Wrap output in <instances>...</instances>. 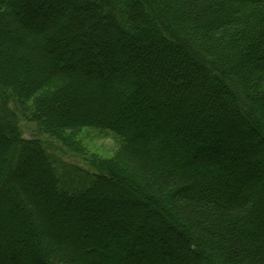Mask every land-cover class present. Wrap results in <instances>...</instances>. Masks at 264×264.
<instances>
[{"label":"trees","instance_id":"1","mask_svg":"<svg viewBox=\"0 0 264 264\" xmlns=\"http://www.w3.org/2000/svg\"><path fill=\"white\" fill-rule=\"evenodd\" d=\"M62 4L70 9L56 16ZM0 25V264H89L75 252L78 238L111 247L119 261L94 250L96 264H158L157 236L180 248L170 264H264V0H0ZM137 81L145 103L133 122L124 111ZM11 96L69 148L79 151L70 139L84 128L114 132L115 155L93 156V170L81 169L88 178H68L42 140L20 138ZM147 110L163 112L158 124ZM168 111L187 114V135H177ZM192 137L208 142L194 146ZM90 210L133 240L118 248L109 234L63 226L98 230ZM57 213L67 215L53 221ZM36 216L50 237L47 260L33 236L28 244L32 226L16 223ZM145 243L154 255L133 261Z\"/></svg>","mask_w":264,"mask_h":264},{"label":"rangeland","instance_id":"2","mask_svg":"<svg viewBox=\"0 0 264 264\" xmlns=\"http://www.w3.org/2000/svg\"><path fill=\"white\" fill-rule=\"evenodd\" d=\"M61 6V7H60ZM68 9H70V7L68 6V4H62L59 5L57 7V9L54 11V14L56 16H60L62 13H66L68 12ZM47 22V23H46ZM44 25L45 23L48 24V21H44L42 22ZM1 26V25H0ZM2 50L7 53V50L10 49V47L8 49L4 48L3 46H1ZM133 50V52H132ZM136 48H132L131 49V53L130 56H133L137 50ZM119 72H121V74L119 75L120 78L123 80V74L124 75H130L131 74V68H130V61L127 64H123L120 66L119 68ZM123 73V74H122ZM134 83V88L136 89L137 94H135V96L132 98V102L130 101L129 103V109H126V111H124L126 114H130V120L133 119V122H137V118L134 117V115L132 116V111L134 112H139V109L135 108L136 104L139 103L141 106L145 103V101L143 100V96H141V93L143 91L144 93V87H142L141 82L137 81V84ZM237 88V87H235ZM1 91H4V88L0 87ZM238 89V88H237ZM240 91V90H238ZM8 102V110L9 112L11 111L12 114L15 116V119L17 120V125H18V129L20 131V138H25V139H39L42 140L43 143L47 146L48 150L53 154L54 159L56 160V162L58 163L57 166H59V170L62 171L63 173H68L67 177L72 179L74 178L75 180L77 179H82L84 178H88V176H84V173L82 172V170L87 171V169L89 170H93L92 166H91V160L92 157H109V156H114L116 150L119 147L120 144V139L119 137L112 131L109 130H100L98 128H84L81 131H79L78 133H75L72 137L75 136V140L74 139H70L72 145H74V147L78 150H75L73 147L69 148L66 145H63L61 142H59L58 140H56L55 138H53L51 135H49L48 133H45L43 131H41L39 129V125L37 122L30 120L31 115H30V110H26V108L15 98L12 97L10 99L7 100ZM30 103V102H29ZM28 103V106H29ZM25 105V104H24ZM27 105V104H26ZM158 110V109H157ZM157 110H150V112L147 110L145 111V114L150 117L152 120V123L154 124H158L160 121H158L159 116L161 114H163V112L157 111ZM141 113V111L139 112V114ZM11 114V113H10ZM11 114V115H12ZM187 114L185 113H177V112H166L165 117L168 120H175L178 123V126L175 127V131L177 133V135H187V133L189 132L187 130V128L181 126L183 124V122L185 121V118ZM10 118V117H9ZM8 121V120H7ZM164 125L159 124V126H157V130L161 129ZM153 127V126H152ZM150 125H146L145 129L146 131L154 136V138H156V133L155 131H153ZM164 131V130H163ZM9 136V135H8ZM158 136V135H157ZM6 138V137H5ZM8 138V137H7ZM250 138L252 139V143L250 147L251 149H260L262 146L259 138H256L255 136H250ZM192 142V144L194 146H198L201 144H204L205 142H208L207 140L204 142V140L200 141V139L198 138H194L192 137L190 139ZM210 145H212V143H207V151L209 150H213L214 149V145H212V147H210ZM260 147V148H259ZM258 151V150H257ZM220 155H226L225 151L219 152ZM35 157L31 156L29 159V162L34 161ZM197 158L199 162H203V163H207L208 159L206 158V156H199ZM32 164V163H31ZM124 167H126L124 163H121ZM66 165V166H64ZM68 165V166H67ZM71 166H73V168H71ZM128 167V166H127ZM30 168V167H28ZM27 167H24L22 169H20V175H24L26 172H28ZM82 169V170H81ZM230 169V168H229ZM226 170V169H224ZM230 171V170H229ZM227 174H230L227 172ZM232 175V173H231ZM233 176V175H232ZM230 177V176H229ZM1 179L4 181V174H1ZM0 179V181H1ZM239 179V178H238ZM228 180V177H227ZM119 191V190H118ZM17 194L21 197V191L18 188L17 190ZM41 201L44 203V199L42 198ZM13 201L10 200L7 205L9 206L10 211L12 212V214H14V209H13ZM142 205L144 204L146 206L145 203H141ZM100 204H97V206ZM95 206V207H97ZM106 206H108V203H106ZM8 208V207H7ZM145 207L141 206V209H144ZM2 210V207L0 208V211ZM28 213H30V215H33V213L36 211L35 208H28ZM9 211V209H8ZM96 211L90 210L88 215L90 218L89 220H92L93 225H95V227L98 228V230H95V228L93 229L91 226H89L90 224L87 223H82V224H75L74 222L72 223L71 221H64V225L63 226H71L73 228V230L77 231V232H84V233H90V234H96V232H104L106 234H109L110 238L108 240V242L110 243V245L112 246H117L118 248H121V243L125 242L126 240L130 241L133 239H130L129 236L127 235V233L122 230L120 228H116L114 225V220L113 218L111 219H104V220H98L96 218ZM134 212V209L131 211ZM119 213V212H118ZM67 214L64 213H57L55 214V219L52 218V220H56V221H61V218H64ZM115 215H121V214H117L115 213ZM60 219V220H57ZM116 219H120L119 217H117ZM70 222V223H67ZM138 223H140V221L137 220ZM16 223L18 224V226H23L24 224L29 226H32V229H34V235L29 232L24 233V236L27 238L28 237V244L31 246V240L33 238L30 237H34V245H36L37 247H39V252L41 253V255L44 257V259L46 258V249H47V244L48 241L50 239V237L47 239L45 237H43L41 235L40 229H41V224L42 222H40V220L38 219V217H32V218H26L24 219L22 222L21 220H16ZM157 223V222H155ZM137 226L136 227H130L127 228L126 230L127 232L129 231H135L136 232ZM55 230H58L61 234H66V230L62 227V229L60 228H56ZM117 231V232H116ZM168 234H173V232L167 231ZM115 233L114 238L112 239L111 234L113 236V234ZM158 234V233H157ZM30 236V237H29ZM50 236V235H49ZM22 236L19 237V239L17 238L14 241V245L19 246L20 245V238ZM23 240V239H22ZM85 240L83 239H75L73 241H71L72 243H75L74 245V249L76 250V253H81L82 257L81 259L89 264H96L95 261L98 260V256H96L94 254V250H96L99 254L105 253L107 255L108 258H110L112 261L114 262H119L112 254V250L111 247H105L103 245H96V243H90V244H86V242H84ZM151 241V240H150ZM61 244H63L61 242ZM137 244V243H136ZM159 246V254L156 256L158 257V259L160 260V262L158 264H170L173 263L174 261V256L173 254L175 252L179 251V247L178 246H172L173 248H171V245H169L170 243L166 240L163 239L161 237H156L154 238V241H151V245H157ZM73 247V245H71ZM144 247V249L146 250V255L142 254L143 256H141V251H137L138 254H136V256H134L132 259L135 262H139L140 259L142 260H146V261H150L149 257H151V255H154V252L151 251L147 246V243L140 245L141 247ZM147 247V248H146ZM138 248V247H137ZM38 250V249H36ZM145 251V250H144ZM172 251L174 252L172 254ZM38 252V253H39ZM74 252V251H73ZM89 253V254H88ZM151 255H149V254ZM148 254V256H147ZM153 257V256H152ZM36 257L34 255L27 256L25 260L28 262H31L35 259ZM43 259V258H42ZM123 259V258H122ZM47 260V258L45 259ZM175 262H177V260H175ZM179 263V262H178Z\"/></svg>","mask_w":264,"mask_h":264}]
</instances>
